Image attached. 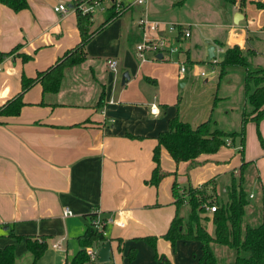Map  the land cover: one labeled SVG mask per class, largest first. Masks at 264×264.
Wrapping results in <instances>:
<instances>
[{"label":"crops","instance_id":"crops-1","mask_svg":"<svg viewBox=\"0 0 264 264\" xmlns=\"http://www.w3.org/2000/svg\"><path fill=\"white\" fill-rule=\"evenodd\" d=\"M74 1L27 0L28 8L19 12L0 4V53L19 46L0 59V106L20 92L22 76L34 78L80 42ZM134 1L120 0L129 7L89 40L84 62L65 69L57 93H43L36 84L23 94L19 115L0 117V247L14 246L13 264H32L26 238L46 243L37 264H66L79 249L76 238L85 231L90 215L105 223L104 235L111 247L109 261L98 264H128L126 254L131 248L135 249L132 264H199V242L180 240L173 249L162 238L175 215L172 185L176 176L178 187L188 182L189 176L195 188L210 179L221 181V185L227 181L225 191L231 173L239 175L242 161L252 162L245 169L249 200H255L253 188L261 194L248 209L249 222H257L264 213V150L251 121L245 125L242 155L240 145L228 139L231 145L199 155L190 168V162H174L161 146L159 166L164 177L156 186L148 183L155 167L156 137L176 114L193 128L211 120L213 127L223 130L218 122L220 112L215 116L221 104L213 94L215 84L209 92L196 89L194 80L200 76L193 71L201 70L198 63L208 59L211 45L213 57L218 59L235 45L242 52L251 49L252 62L257 55L253 47L264 41V9L257 11V19L247 17L246 12H255L251 3L264 0H245L244 12L238 0L234 5L220 0L221 8L216 10L211 0H198L199 10L207 15L209 30L203 32L207 46L192 40L195 21L181 16L191 0H147L145 5ZM112 2L103 3L102 21L91 30L103 22L104 11ZM58 5L67 10L56 12ZM237 13L242 19L235 24ZM144 14L151 21L189 27L188 38L166 29L159 33L175 43L179 52L155 61H139L135 46L143 33L137 21ZM20 55L29 60L22 61ZM110 60L117 62L116 72L110 70ZM180 63L187 69L182 76ZM233 68L226 69L224 77ZM124 74L128 78L123 80ZM208 81L205 78L203 82ZM219 85L218 81L217 90ZM237 104L239 127L242 113L250 111L244 90ZM151 105L158 108L157 115L150 113ZM224 105L222 109L229 108L228 103ZM258 129L264 143V119ZM216 182L206 191L214 188L217 194ZM64 208L72 215L64 217ZM207 215L211 219V214ZM208 225L213 232L211 222ZM144 237H156L155 248L140 240Z\"/></svg>","mask_w":264,"mask_h":264},{"label":"trees","instance_id":"trees-1","mask_svg":"<svg viewBox=\"0 0 264 264\" xmlns=\"http://www.w3.org/2000/svg\"><path fill=\"white\" fill-rule=\"evenodd\" d=\"M99 1L101 4L107 0H77L74 1L73 8L76 13V26L80 35V42L72 49L68 50L56 63L43 72H39L34 78H21V90L14 98L8 100L0 106V117H15L19 115L24 106L22 101L23 94L36 84H40L43 93H57L60 89L64 71L67 68L77 66L84 62L85 46L95 33L102 30L109 22L120 16L125 5L120 2L119 11L115 10V1L107 8L104 13L103 22L94 30L93 15L83 14L77 6L83 2L89 4ZM234 5L236 0H225ZM245 0H238L239 8L242 9ZM0 4L10 8L14 12H19L28 8L27 0H0ZM256 6L264 9V3L257 2ZM264 31V26L262 27ZM15 47L8 53H0V59L12 55L18 50ZM254 52L246 49L245 52L237 46L227 48L219 61L215 64L219 69V78L226 74V69L233 67H242L245 70L244 75V94L250 111L242 113L241 126L237 132H226L220 128L213 127V122L207 120L195 128L188 123L182 122L179 115L176 114L168 122L165 131L160 132L157 137V146L153 150L152 160L155 167L152 170L148 183L158 185L164 174L159 166V148L164 147L174 162H190V168L193 167L194 160L201 154L216 153L222 146L226 145L227 139L232 142L239 139V152L242 155L245 144V125L251 121L256 126V134L260 146L264 150V143L259 133V123L264 119V68L253 67L249 57ZM22 61H28L29 57L19 56ZM101 101L97 103L100 107ZM231 145V142H230ZM252 162L242 161L239 167V175H230V181L225 188L227 200L220 201L215 194H208L207 185L213 184V180L200 187L179 188L177 183L172 185V194L174 197L175 215L172 218L167 231L162 238L168 241L175 249L177 241H196L201 244V256L198 259L199 264H220L215 254L214 245L222 246L234 252V259L228 264H264V213L257 222H249V198L246 191L245 169ZM214 191V188L212 189ZM264 193V191H263ZM204 205L216 206L215 211L208 217ZM183 206L189 208L187 217L180 215V209ZM96 219L95 215L89 216V223L85 231L76 238L79 249L72 259L66 264H98L90 260L86 254V249L91 246L101 247L108 239L104 235V226L102 230L95 229L91 222ZM211 222L213 226L212 234H209L206 224ZM20 241L21 237H15ZM26 238V247L33 255L32 264H37L39 258L46 250V243L41 239ZM139 240V239H137ZM140 240L147 242L152 248H155L156 237H144ZM119 251L121 250L118 246ZM135 257V249L131 248L126 254L128 264H132ZM155 258H158L155 252ZM163 258V257H161ZM14 263V246L8 245L0 247V264Z\"/></svg>","mask_w":264,"mask_h":264},{"label":"rangeland","instance_id":"rangeland-1","mask_svg":"<svg viewBox=\"0 0 264 264\" xmlns=\"http://www.w3.org/2000/svg\"><path fill=\"white\" fill-rule=\"evenodd\" d=\"M200 1V0H199ZM198 0H191L190 4L187 8H185L184 10H182L181 12V16L189 21L194 22L193 26V37L192 40H199L202 44V46L206 45L207 43H204V37H203V32H205L206 30H209V27L207 26V23H205V18H206V12L200 11L198 6L200 7L201 4H199ZM205 2H207V0H204ZM213 3V9H220L221 8V1L220 0H211ZM257 3V2H256ZM256 3H251L253 4L252 7L255 9L253 11H251L249 14L248 12H246L247 17H251V19H257V11L260 10V8H258L256 6ZM263 3V2H261ZM108 4V3H107ZM245 5V3H244ZM110 6V4L108 5V7ZM245 7V6H243ZM242 7V10L244 12V8ZM204 8V7H203ZM261 18V17H260ZM194 20V21H193ZM93 21H94V25H98L100 23V21H102V12L100 10H96L93 14ZM252 37H255V35H251ZM253 39V38H252ZM263 39H261L260 41H258L253 48L257 51V55L253 58L251 65L253 67H259V68H264V41H262ZM221 57V55L219 56V58ZM211 61L209 59H204L203 63L199 62L198 63V67L205 72L206 77H199L196 78L194 80V82H196V84L194 85V87H196V89H203L206 90V92H209L210 89H212V85L215 84V86L217 85L218 81L220 82L219 85V90L216 89V87L214 86V90H213V94L217 95L218 98L221 99V104L218 107V109L216 110V114L215 116L218 115V113L220 112V115L222 116L220 121V125L223 128V130H225L226 132H237L240 129V126L238 127V122L240 120V115L237 112V108H238V100L239 97L243 94V86H244V75H245V70L242 67H237V68H233L232 71L229 72V76L228 77H222L220 80L217 78V75H219V69L218 66H216L215 64H211ZM208 78L209 81L208 83L204 84V79ZM195 89V90H196ZM188 90V89H187ZM194 90V91H195ZM189 91V90H188ZM193 90H191V93H194ZM217 93V94H216ZM214 97V96H213ZM228 103V107L231 108L232 110H228L229 108H224L222 109L226 104ZM223 105V106H222ZM249 107V105H248ZM226 111L228 112V115H224L222 114V111ZM215 118L217 117H213V119L215 120ZM228 140V139H227ZM226 141V140H225ZM235 144H239V139L236 138L235 140ZM223 148L225 149V145L223 146ZM229 176V174H226V178ZM176 182H179V177L176 176ZM191 178V175H190ZM188 182L183 183L181 186H179L180 188H187L188 186H191L190 181H189V176L187 177ZM211 180H213V182L215 183L216 181L214 179H210L206 182H204L202 185H204L205 183L210 182ZM227 180V179H225ZM221 181H217L216 184L218 185V190H217V194L215 193V195L218 197V199L220 201L225 202L227 200V193L224 191V187L227 184L225 183H220ZM211 184L207 185V187L209 188ZM253 194L255 195V200H249V207L248 209L250 210L251 206L253 204H255L260 198H261V194L260 192L257 190V188H253L252 189ZM208 194H213L212 191H207ZM181 213L183 217H187L188 214V210L189 208L187 206H183L181 209ZM208 217H210L208 215ZM210 225H208V223L206 224V228L207 230L212 233V227H210ZM214 251L216 256L218 257L219 263L220 264H228L229 262H231L234 257L235 254L233 251L228 250L225 247L222 246H218V245H214L213 246Z\"/></svg>","mask_w":264,"mask_h":264},{"label":"built area","instance_id":"built-area-1","mask_svg":"<svg viewBox=\"0 0 264 264\" xmlns=\"http://www.w3.org/2000/svg\"><path fill=\"white\" fill-rule=\"evenodd\" d=\"M134 3L138 5H145L147 3V0H135ZM129 7L125 6L123 11H126V9ZM77 8L83 13V14H94L96 10H104L103 3L101 4L99 1H94V3L89 4L88 2H83L77 6ZM119 9H122L120 7V0L115 1V10L119 11ZM56 12H65L67 10V7L65 5H58L54 8ZM73 11H75V8H73ZM121 12V11H119ZM139 28L142 30V41L135 46V54L136 57L139 59L140 62H145L148 60H157L156 56L158 54H162V57L164 54L172 55L177 52H179V48H177V45L175 43H170L168 40L164 39L163 36H160V32L163 30H167L169 33H177L179 32L183 37L188 38L190 36V30L189 27L177 25L173 23H164V22H158V21H151L148 19L147 15L144 14L142 17H140L137 21ZM218 53L221 52V49L217 50ZM151 55L150 58L147 57V55ZM211 64H216L219 59L217 57H212L210 60ZM107 64L111 71L116 72L117 62L114 60L107 61ZM179 74L182 76L186 73L187 69L186 66L183 63L179 64ZM195 75L200 77H205L206 74L202 70H198L195 72ZM111 102V101H110ZM150 113L153 115L158 114V108L155 105L150 106ZM226 145H230V141L226 140ZM252 197V195H250ZM204 208L208 214H212L216 206H208L204 205ZM72 213L68 208L63 209V216L68 217L71 216ZM91 224L95 229L102 230V227L104 226V222L96 216V219H94ZM86 254L90 258L91 261L97 262L98 261V248L95 246L88 247L86 249Z\"/></svg>","mask_w":264,"mask_h":264},{"label":"water","instance_id":"water-1","mask_svg":"<svg viewBox=\"0 0 264 264\" xmlns=\"http://www.w3.org/2000/svg\"><path fill=\"white\" fill-rule=\"evenodd\" d=\"M242 19V15L240 14H235L234 17H233V22L235 24H237L239 22V20ZM213 50H214V47L211 45L208 47L207 49V53H208V59L211 60L212 57H213ZM157 59H161L162 58V54H158L156 56ZM125 78H128L127 75H123V80ZM110 250H111V247H110V243L109 241H106L99 249L98 251V263H105V262H108L109 259H110Z\"/></svg>","mask_w":264,"mask_h":264}]
</instances>
